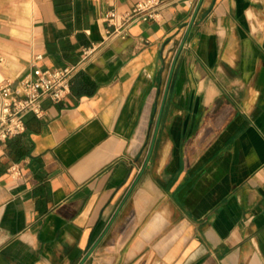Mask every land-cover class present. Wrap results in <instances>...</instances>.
Wrapping results in <instances>:
<instances>
[{"label": "crops", "instance_id": "1", "mask_svg": "<svg viewBox=\"0 0 264 264\" xmlns=\"http://www.w3.org/2000/svg\"><path fill=\"white\" fill-rule=\"evenodd\" d=\"M135 1L0 0V80L100 42L0 142V264H77L111 220L82 264H264V0H165L106 38Z\"/></svg>", "mask_w": 264, "mask_h": 264}, {"label": "built area", "instance_id": "2", "mask_svg": "<svg viewBox=\"0 0 264 264\" xmlns=\"http://www.w3.org/2000/svg\"><path fill=\"white\" fill-rule=\"evenodd\" d=\"M165 0H136L127 10L110 9L103 15L106 27V38L125 36L130 25L137 21L156 20ZM100 42L85 46L81 51V61L90 56ZM42 58L41 54L36 55ZM66 63L59 66H42L34 64L29 72L17 81L0 80V142L25 130L24 116L33 112L36 116L43 114L42 100L50 98L59 101L70 91L72 76L79 69L80 62ZM13 177L20 174L16 162L7 167Z\"/></svg>", "mask_w": 264, "mask_h": 264}, {"label": "water", "instance_id": "3", "mask_svg": "<svg viewBox=\"0 0 264 264\" xmlns=\"http://www.w3.org/2000/svg\"><path fill=\"white\" fill-rule=\"evenodd\" d=\"M202 0H198L197 3H196V6H195V9H194V12H193V15H192V18H191V22L198 10V7L200 6V3H201ZM186 36L183 37V39L181 40L180 44H179V47L177 49V52L173 58V62L171 64V67H170V70H169V77H168V81H167V85L169 83V80H170V76L172 74V70H173V66H174V62H175V59H176V56L184 42V39H185ZM167 88V86H166ZM165 93H166V89H165V92H164V95H163V99L165 98ZM163 103V102H162ZM161 107H162V104H161ZM161 107L159 108V111H158V114H157V117H156V122H155V130H154V135H153V139L151 140L150 142V145H149V148H148V152H147V156H146V160H145V163L144 165L142 166V168L140 169V172L141 173L144 169V166L151 154V150H152V147H153V142H154V136H155V133H156V130H157V127H158V123H159V119H160V113H161ZM132 188V187H131ZM130 188V190H131ZM130 190H128V193L130 192ZM121 206V205H120ZM120 206L117 208L116 212H115V215L118 213L119 209H120ZM114 218V217H113ZM112 218V219H113ZM112 221V220H111ZM111 221L109 222V224L106 226L104 232L90 245V247L88 248V250L85 252V254L82 256V258L79 260V262L77 264H82L85 259L91 254V252L93 251V249L96 247V245L98 244V242L100 241L101 237L103 236V234L105 233V231L107 230L108 226L110 225Z\"/></svg>", "mask_w": 264, "mask_h": 264}]
</instances>
